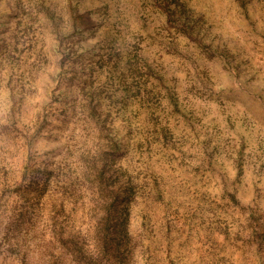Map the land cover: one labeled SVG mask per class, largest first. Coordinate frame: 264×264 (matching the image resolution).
I'll return each mask as SVG.
<instances>
[{
    "label": "rangeland",
    "instance_id": "374dc122",
    "mask_svg": "<svg viewBox=\"0 0 264 264\" xmlns=\"http://www.w3.org/2000/svg\"><path fill=\"white\" fill-rule=\"evenodd\" d=\"M185 1L0 0V264H264V0Z\"/></svg>",
    "mask_w": 264,
    "mask_h": 264
},
{
    "label": "trees",
    "instance_id": "16d2710c",
    "mask_svg": "<svg viewBox=\"0 0 264 264\" xmlns=\"http://www.w3.org/2000/svg\"><path fill=\"white\" fill-rule=\"evenodd\" d=\"M159 7L166 13L168 20H171V16L175 15L176 22L179 23L182 16L187 10V2L185 0H156ZM60 4V1H59ZM76 10H72L75 13Z\"/></svg>",
    "mask_w": 264,
    "mask_h": 264
}]
</instances>
